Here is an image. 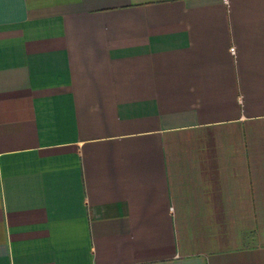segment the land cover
Listing matches in <instances>:
<instances>
[{
  "label": "crops",
  "instance_id": "1",
  "mask_svg": "<svg viewBox=\"0 0 264 264\" xmlns=\"http://www.w3.org/2000/svg\"><path fill=\"white\" fill-rule=\"evenodd\" d=\"M0 264H264V0H0Z\"/></svg>",
  "mask_w": 264,
  "mask_h": 264
},
{
  "label": "built area",
  "instance_id": "2",
  "mask_svg": "<svg viewBox=\"0 0 264 264\" xmlns=\"http://www.w3.org/2000/svg\"><path fill=\"white\" fill-rule=\"evenodd\" d=\"M225 1H227V0H225ZM232 52L234 53V52H235V50H234V49H232Z\"/></svg>",
  "mask_w": 264,
  "mask_h": 264
}]
</instances>
